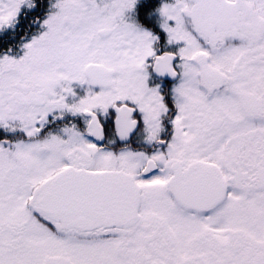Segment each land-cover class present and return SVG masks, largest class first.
<instances>
[{
    "label": "snow or ice",
    "instance_id": "6c2138e0",
    "mask_svg": "<svg viewBox=\"0 0 264 264\" xmlns=\"http://www.w3.org/2000/svg\"><path fill=\"white\" fill-rule=\"evenodd\" d=\"M0 264H264V0H0Z\"/></svg>",
    "mask_w": 264,
    "mask_h": 264
}]
</instances>
